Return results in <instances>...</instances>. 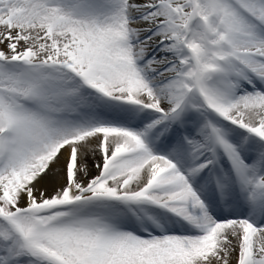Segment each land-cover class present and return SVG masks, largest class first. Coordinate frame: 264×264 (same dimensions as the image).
Returning a JSON list of instances; mask_svg holds the SVG:
<instances>
[{
    "label": "snow or ice",
    "instance_id": "6c2138e0",
    "mask_svg": "<svg viewBox=\"0 0 264 264\" xmlns=\"http://www.w3.org/2000/svg\"><path fill=\"white\" fill-rule=\"evenodd\" d=\"M0 264H264V0H0Z\"/></svg>",
    "mask_w": 264,
    "mask_h": 264
}]
</instances>
